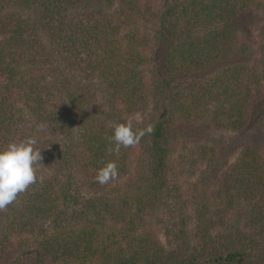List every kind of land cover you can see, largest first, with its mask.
Returning a JSON list of instances; mask_svg holds the SVG:
<instances>
[{"label": "trees", "instance_id": "1", "mask_svg": "<svg viewBox=\"0 0 264 264\" xmlns=\"http://www.w3.org/2000/svg\"><path fill=\"white\" fill-rule=\"evenodd\" d=\"M28 137L0 264H264V0H0V149Z\"/></svg>", "mask_w": 264, "mask_h": 264}, {"label": "clouds", "instance_id": "2", "mask_svg": "<svg viewBox=\"0 0 264 264\" xmlns=\"http://www.w3.org/2000/svg\"><path fill=\"white\" fill-rule=\"evenodd\" d=\"M154 126L149 125L142 129H134L130 121L117 123L113 126L112 142L114 147L109 148V153L118 154L121 147L129 148L139 144L145 135H150ZM35 137H28L16 143L10 142L6 148L0 149V210L6 208L24 192L29 185L38 180L36 165L40 163L41 149L36 145ZM118 176V167L115 161H109L101 167L95 177L101 184H107ZM43 182V177H39Z\"/></svg>", "mask_w": 264, "mask_h": 264}, {"label": "rangeland", "instance_id": "3", "mask_svg": "<svg viewBox=\"0 0 264 264\" xmlns=\"http://www.w3.org/2000/svg\"><path fill=\"white\" fill-rule=\"evenodd\" d=\"M138 119L141 122H143V121H145L146 117H144L143 114H142V115H138ZM192 142H193V138H191V139H187L186 137L182 138V140L179 143L176 144V153H177V155L181 153L182 146L191 144ZM188 146L186 148H188ZM187 153H189V152L187 151ZM233 158L234 157H229V161L228 162H232L234 160ZM140 230L142 232H144V233H151L152 235H155L158 238H161V236H162L161 225L159 224V226H158V224L156 223L155 220H152V221L148 220L147 223L145 224V226H143Z\"/></svg>", "mask_w": 264, "mask_h": 264}]
</instances>
